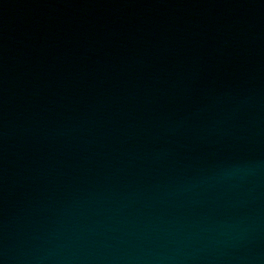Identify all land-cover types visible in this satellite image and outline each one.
<instances>
[{
	"label": "water",
	"instance_id": "95a60500",
	"mask_svg": "<svg viewBox=\"0 0 264 264\" xmlns=\"http://www.w3.org/2000/svg\"><path fill=\"white\" fill-rule=\"evenodd\" d=\"M0 264H264V0H0Z\"/></svg>",
	"mask_w": 264,
	"mask_h": 264
}]
</instances>
